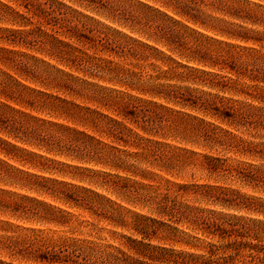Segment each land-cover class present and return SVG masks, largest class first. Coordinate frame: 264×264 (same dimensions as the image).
I'll return each mask as SVG.
<instances>
[{
  "label": "rangeland",
  "instance_id": "obj_1",
  "mask_svg": "<svg viewBox=\"0 0 264 264\" xmlns=\"http://www.w3.org/2000/svg\"><path fill=\"white\" fill-rule=\"evenodd\" d=\"M0 264H264V0H0Z\"/></svg>",
  "mask_w": 264,
  "mask_h": 264
}]
</instances>
